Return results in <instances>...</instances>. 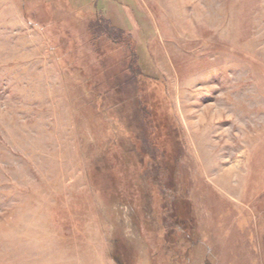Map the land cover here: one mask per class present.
Masks as SVG:
<instances>
[{
    "label": "rangeland",
    "instance_id": "1",
    "mask_svg": "<svg viewBox=\"0 0 264 264\" xmlns=\"http://www.w3.org/2000/svg\"><path fill=\"white\" fill-rule=\"evenodd\" d=\"M0 264H264V0H0Z\"/></svg>",
    "mask_w": 264,
    "mask_h": 264
}]
</instances>
